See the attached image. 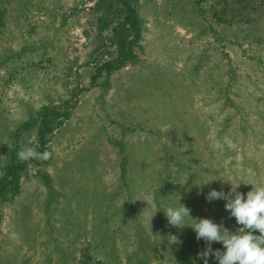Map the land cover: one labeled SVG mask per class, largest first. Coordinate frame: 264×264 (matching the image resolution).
Listing matches in <instances>:
<instances>
[{
	"label": "rangeland",
	"instance_id": "obj_1",
	"mask_svg": "<svg viewBox=\"0 0 264 264\" xmlns=\"http://www.w3.org/2000/svg\"><path fill=\"white\" fill-rule=\"evenodd\" d=\"M141 39L124 68L114 0H0V179L12 155L40 147L44 107L69 118L46 135L0 203V264H180L206 247L185 219L237 226L211 190L264 182V4L251 20L219 0H129ZM218 144V147H214ZM206 182H212L205 185ZM215 242L212 244V246Z\"/></svg>",
	"mask_w": 264,
	"mask_h": 264
},
{
	"label": "clouds",
	"instance_id": "obj_2",
	"mask_svg": "<svg viewBox=\"0 0 264 264\" xmlns=\"http://www.w3.org/2000/svg\"><path fill=\"white\" fill-rule=\"evenodd\" d=\"M218 147V144H214ZM51 157L49 151L37 152L31 147H24L17 153L21 161L47 160ZM212 182H206L208 185ZM230 190H211L205 199L211 203L214 200L225 201V210L234 217L238 227L230 231L221 222L217 224L208 218L191 217V209L179 203L177 207H167L163 212L168 223L177 228H182L184 220L193 221L190 226L196 234V239L205 242V249L198 253V258L208 264L209 257H214L218 264H264V182L252 185V190L245 195L238 191L241 184L230 183ZM258 231L260 235L253 233ZM220 243L224 251H213L212 244Z\"/></svg>",
	"mask_w": 264,
	"mask_h": 264
},
{
	"label": "trees",
	"instance_id": "obj_3",
	"mask_svg": "<svg viewBox=\"0 0 264 264\" xmlns=\"http://www.w3.org/2000/svg\"><path fill=\"white\" fill-rule=\"evenodd\" d=\"M118 3L123 10V19L112 27V42L116 46L118 53L117 59L103 61L96 68V74L92 76L93 81H96L103 74L107 77L116 70L124 68L129 62L133 61L136 57L134 47L138 45L141 39V28L139 25V19L135 8L129 2V0H114ZM197 3H203L206 0H196ZM256 2L264 4V0H219L220 10L216 16L225 15L229 13L233 20L239 18L240 21L251 20V12H255ZM4 10L0 9V26L4 24ZM69 112L60 113L55 108L44 107L40 115L41 128L38 131V137L40 147L37 152L43 153L47 151V145L45 137L52 130V124L56 121L62 122L63 119L69 118ZM39 165L40 160H27L18 161L14 155L11 156L9 162L4 167V173L0 179V203L2 198L9 192L14 191L20 181L22 173L26 170L28 164ZM240 227L237 225L230 231H236ZM254 235H260L258 231L253 233ZM213 251L219 249L224 251L223 245L215 243L212 246ZM78 264H102L101 261L96 260L94 255L91 254L89 247H85L81 250V255ZM180 264H204V261L196 258H187ZM208 264H218V261L214 257H209Z\"/></svg>",
	"mask_w": 264,
	"mask_h": 264
}]
</instances>
